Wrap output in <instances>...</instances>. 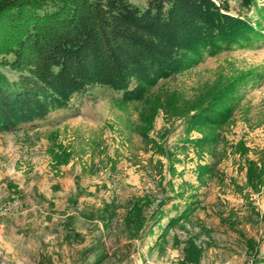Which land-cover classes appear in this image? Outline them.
Listing matches in <instances>:
<instances>
[{
  "label": "rangeland",
  "instance_id": "1",
  "mask_svg": "<svg viewBox=\"0 0 264 264\" xmlns=\"http://www.w3.org/2000/svg\"><path fill=\"white\" fill-rule=\"evenodd\" d=\"M228 5L260 36L206 53L146 101L97 86L0 132V212L19 203L0 215V264H264V0ZM225 87L217 142L193 143L210 130L188 132L187 116Z\"/></svg>",
  "mask_w": 264,
  "mask_h": 264
},
{
  "label": "trees",
  "instance_id": "2",
  "mask_svg": "<svg viewBox=\"0 0 264 264\" xmlns=\"http://www.w3.org/2000/svg\"><path fill=\"white\" fill-rule=\"evenodd\" d=\"M255 2L240 0L247 8ZM228 6V0H148L144 7L128 0H0V132L66 109L97 86L124 102L146 101L160 80L206 53L260 36ZM226 88L187 116L188 132L210 130L193 143L217 142L232 112L222 106ZM249 173L252 179L254 170ZM190 250L199 257L192 243Z\"/></svg>",
  "mask_w": 264,
  "mask_h": 264
},
{
  "label": "crops",
  "instance_id": "3",
  "mask_svg": "<svg viewBox=\"0 0 264 264\" xmlns=\"http://www.w3.org/2000/svg\"><path fill=\"white\" fill-rule=\"evenodd\" d=\"M14 131H11V132H8V133H13ZM191 208L190 206L189 207H186L184 209L185 211V214H183V212L181 214L178 215V217H175L174 220L175 221H186L188 218H189V212H190ZM169 224V222H168ZM155 232V231H154Z\"/></svg>",
  "mask_w": 264,
  "mask_h": 264
},
{
  "label": "built area",
  "instance_id": "4",
  "mask_svg": "<svg viewBox=\"0 0 264 264\" xmlns=\"http://www.w3.org/2000/svg\"><path fill=\"white\" fill-rule=\"evenodd\" d=\"M19 203L14 201L12 204H9L7 207L4 208V211L0 212V215L4 214L6 211H12L14 209H18Z\"/></svg>",
  "mask_w": 264,
  "mask_h": 264
}]
</instances>
